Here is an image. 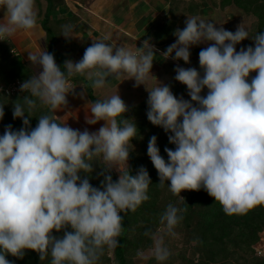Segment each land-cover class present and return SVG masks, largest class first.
Returning a JSON list of instances; mask_svg holds the SVG:
<instances>
[{
    "label": "clouds",
    "instance_id": "obj_1",
    "mask_svg": "<svg viewBox=\"0 0 264 264\" xmlns=\"http://www.w3.org/2000/svg\"><path fill=\"white\" fill-rule=\"evenodd\" d=\"M0 9V41L37 27L35 0H0ZM62 35L72 37V26H62ZM173 35L176 41L161 55L165 60L190 63L192 46L211 43L199 51L203 75L195 67L174 69L175 80L186 86L190 100L177 98L160 82L145 87L148 121L171 133L168 140L175 145L174 150L164 149L166 161L157 137L148 142L147 155L159 185L170 182L174 195L203 188L228 215L264 205V32L250 37L240 26L233 33L188 16L185 27ZM246 39L255 46L237 51L236 45ZM155 56L150 40L135 51L93 41L81 60H66L63 68L47 50L28 52V60L40 70L20 85L27 95L13 103V118L21 119L23 126L14 130L7 125L0 135V264H13L9 255L23 259L25 250L38 253L41 261L50 256V264H98L106 249L111 253L119 246L121 213L134 212L147 201L151 184L145 167L135 175L122 167L128 164L131 141L138 133L134 119L125 116L128 105L119 94L89 102L86 123L104 121L97 131L73 129L53 113L67 107V96L74 91L72 77L85 76L94 89L122 74L136 86L145 85ZM205 88L207 94L201 95ZM38 107H46L48 114L39 116L33 128L30 118ZM4 115L0 105V120ZM100 160L106 167L98 173L103 176L100 187H94L89 177L94 161ZM113 169L119 173L116 181L110 174ZM183 212L186 209L167 206L160 216L165 234L175 235ZM54 232L63 234L57 237ZM144 234L154 241V258L166 261L171 253L163 236L150 230ZM137 256L143 258L144 253Z\"/></svg>",
    "mask_w": 264,
    "mask_h": 264
},
{
    "label": "trees",
    "instance_id": "obj_2",
    "mask_svg": "<svg viewBox=\"0 0 264 264\" xmlns=\"http://www.w3.org/2000/svg\"><path fill=\"white\" fill-rule=\"evenodd\" d=\"M48 1L47 16L43 21V27L47 32L46 48L49 53L54 54L58 65L63 68L64 60L57 54L55 48L60 40V34L55 30L51 20L50 12L54 5V0ZM173 1V0H172ZM171 1V7L167 15V21L157 26L152 32L155 41L172 42L175 39L174 31L178 29V19H174L176 9L182 2ZM209 2L211 7L204 6L203 3ZM174 5V6H173ZM235 6L240 9L242 15L254 16L257 19L256 34L264 32V0H202L201 2L190 1L185 9L188 14L200 15L211 11V8L219 7L226 9ZM61 23V22H59ZM255 34V35H256ZM35 75L32 67L24 60L20 53H16L15 45L9 39L0 41V83L9 85L10 83L20 80L25 81L29 77ZM71 80L77 82L82 81L84 87L89 93L91 101L99 100L95 97L94 91L90 83L82 77H72ZM27 93H17L14 95L0 94V105H4V118L0 120V135L3 134L7 125H12L14 130H19L23 124L22 120L13 118V103ZM129 111L125 114L126 118L134 119L138 133L131 141L134 145L142 144V151L146 153L141 156L135 150H130L129 160L130 166L125 171L135 175L141 166L148 171L151 184L147 190L149 199L139 205L133 212L131 210L121 213L123 216V231L119 239V246L114 250L113 260L117 264H134L133 256L142 249L150 247L152 243L151 236H146V231H155L164 226L160 224V216L166 210L169 204L179 208L186 209L182 213V227L180 229H189L195 234L196 241V258L183 257L185 264H232L235 261L242 260V264H264V257H258L256 251L261 244L264 234V205H258L248 210L244 214L228 215L223 211V207L219 202H215L214 198L209 196L203 190L199 191L185 190L180 195H174L166 182L163 187L159 185V176L157 170L153 166L149 156L147 155V146L150 138L155 135L157 137V147L161 156L167 161V153L164 149H175V145L169 143L168 136L163 128L160 130L154 128L148 119L141 117L144 111L148 110L146 104L137 107H128ZM42 114H48L46 107H38L32 113L30 118L31 127H35L38 123L37 118ZM134 118H131V115ZM53 115H55L53 113ZM56 116V115H55ZM59 123L64 124L60 118L56 116ZM94 171L89 177L90 183L94 187H100L103 176L98 175L102 171L101 168L106 165L100 161H94ZM114 181L118 179L114 171L110 173ZM179 229V230H180ZM71 230V229H68ZM57 237L62 236L63 232L53 233ZM7 259L13 261V264H50L51 257L41 261L38 253L32 250H25L23 259H18L11 255ZM115 262V261H114ZM98 264H111V257L108 250H105Z\"/></svg>",
    "mask_w": 264,
    "mask_h": 264
},
{
    "label": "crops",
    "instance_id": "obj_3",
    "mask_svg": "<svg viewBox=\"0 0 264 264\" xmlns=\"http://www.w3.org/2000/svg\"><path fill=\"white\" fill-rule=\"evenodd\" d=\"M172 0H54L52 10H49L50 20L55 30L60 34V40L55 48L57 54L64 60H72L78 62L82 59L85 49L92 44L93 41L103 40L115 46L125 45L129 49L135 51L136 47H142L144 40H150L155 46L156 55L151 69V74L145 82L144 86L156 87L159 82L164 85L169 84L171 76L174 74V68L184 67L182 60L176 61L171 58L164 59L162 53L168 46L176 41V37L172 42L155 41L153 31L157 26L167 21L168 5ZM153 6V7H151ZM47 0H35V8L37 11V27L32 30H19L12 37L8 38L15 45L16 53L23 55L24 60L30 64L36 74L40 69L39 65H33L28 60V52L46 51L47 32L43 27V21L46 18L48 10ZM4 18V10L0 9V20ZM61 22V23H59ZM183 19L179 20L177 27L183 29ZM72 26V37L65 38L62 35V26ZM106 38V39H105ZM194 50V46L190 50ZM192 50V52H193ZM200 50V49H199ZM196 54V60L199 61V54ZM174 55V53H173ZM58 64L59 62L56 61ZM171 64L172 69H166ZM59 66V65H58ZM169 76V77H168ZM75 77L85 76L76 75ZM89 82V81H88ZM121 82V83H120ZM73 93L68 94L67 107L58 109L54 114L60 116L63 123H67L70 127V118H84L82 112L76 110L74 99L79 93L77 85H83V82L70 81ZM91 85V82H89ZM108 85L123 90L128 86H132V92L136 93V84L134 80L127 74H122L118 79L115 76L108 77L103 93L109 92ZM141 86V85H140ZM92 87V86H91ZM112 88V90H117ZM93 91L94 88L92 87ZM131 88H129L130 90ZM99 99V98H98ZM100 100V99H99ZM78 109V108H77ZM84 124V120L81 121ZM79 126L76 123V127ZM75 127V128H76ZM90 131H97L95 125H86ZM79 128H81L79 126Z\"/></svg>",
    "mask_w": 264,
    "mask_h": 264
},
{
    "label": "rangeland",
    "instance_id": "obj_4",
    "mask_svg": "<svg viewBox=\"0 0 264 264\" xmlns=\"http://www.w3.org/2000/svg\"><path fill=\"white\" fill-rule=\"evenodd\" d=\"M177 1V0H173L172 2ZM180 2H182L180 4V6L176 9V13L173 17L174 19H178L181 20L183 19L184 22L183 23V28L185 27V21L187 19L188 16H197L201 19H204L206 21H210L212 23L215 24V26L217 28L219 27H223L228 31H232L233 33L238 29V27H242L244 29H246L249 32V36L252 37L256 34V26H257V19L254 16H246V15H242V12L240 11L239 8L235 7V6H231L228 7L226 9H221L219 7H215V8H211V11L200 14V15H193V14H188L189 12H185V9L188 5V3L190 1H195V2H201L202 0H178ZM204 6H208L209 8L211 7V5L209 4V2H205L203 3ZM174 6V5H173ZM153 7V6H151ZM171 7V4L168 5V13H169V9ZM168 15V14H167ZM211 42H204L201 43L199 45H195V51L190 50L191 52V56H190V63H184V67L185 68H189V67H195L198 71L201 72V75H203V71L200 69L199 66V61L196 60V54L194 52H196L197 54H199V51L202 48H206L208 46V44ZM248 46H255L254 45V41L251 39H246L244 41H242L240 44L236 45L237 51L240 50L241 47L247 48ZM200 49V50H199ZM195 56V57H194ZM176 68V67H175ZM174 68V69H175ZM167 71L172 69V65L168 64L166 67ZM169 76H171V79L169 80V84L168 86H170L173 94L177 97H183L185 100H190V97L188 96V90L186 88L185 85L181 84L180 82L175 80V75L176 73L174 72V74L172 75L171 73H168ZM256 75L255 72L250 73V76L248 78L249 82L251 81V78H253ZM168 76V77H169ZM84 78V77H83ZM89 81V80H88ZM91 82V81H89ZM121 83V82H120ZM109 87V92L103 93L102 89H94L96 92H94L95 97L99 98L100 100H104L109 98L112 95L115 94H119L121 96V98L125 101V103L128 105V107H137L140 106L142 104H146L147 105V99H148V91L146 90V88L151 89L154 88V86L149 87V86H144V85H139L136 86V93H133L132 90V86H128L127 88H123L120 89L118 85H116L115 87L113 85H108ZM146 87V88H145ZM79 93L76 94V98L74 99V106L76 107V110H78L79 112H82L83 115H87V116H91L90 113V105L88 104L89 102H92L90 97H89V93L87 91V89L83 86V85H77ZM112 88H117V90H112ZM129 88H131L129 90ZM84 89L86 90V92H84V97L81 98L80 93L84 91ZM207 89L205 88L201 95H206L207 94ZM148 107V105H147ZM78 108V109H77ZM148 110L144 111V113H142L141 117L144 119H147V113ZM85 115V117H86ZM57 117H60L59 115ZM84 118H77L79 119L78 122H76V117L75 118H70V125H72L71 127L73 129H79L81 131H83L84 129H88L90 131V129L88 127H86V125H89L86 123V120ZM131 118H134V115H131ZM84 120V124L81 123V121ZM76 123L79 124V126L81 128H79V126L76 127ZM104 124V121H100L97 124H95L96 129L98 130L102 125ZM76 127V128H75ZM154 128H157V130H160L159 132H161L162 129H159V126H154ZM132 143V142H131ZM133 148L131 150H135L138 154H140L141 156H145L146 153L144 151H142V144L141 143H137V144H133ZM101 162H103L101 160ZM130 166V160H128V164L125 163L124 165H122L123 169H127ZM112 171H114L117 176L119 177V173L113 169ZM182 227V224L179 223L175 228H174V232L175 235H167L165 234L162 229L164 228V226H160L154 234L156 235H160L163 236V241H164V246H166L169 250H170V257L164 261V262H159L157 261L154 256L151 254V250L153 249L154 246V241L152 239V243L150 245V247L148 248H142L139 252H143L144 253V257H138L137 254L136 256L134 255L132 258V262L134 264H185V261L183 259V257L187 258H196L197 257V251H196V241L194 240V236L195 234L193 233V231L189 230V229H180ZM180 229V230H179ZM263 239L261 244L258 246V251H256V255L258 257H264V234H263ZM109 253V252H108ZM109 256L114 258V250L109 253ZM114 264H117L116 260ZM232 264H242V260L239 261H235Z\"/></svg>",
    "mask_w": 264,
    "mask_h": 264
},
{
    "label": "built area",
    "instance_id": "obj_5",
    "mask_svg": "<svg viewBox=\"0 0 264 264\" xmlns=\"http://www.w3.org/2000/svg\"><path fill=\"white\" fill-rule=\"evenodd\" d=\"M24 81L16 80L9 85H4L0 83V94H6V95H14L20 92V85ZM111 264H114L113 258L111 257Z\"/></svg>",
    "mask_w": 264,
    "mask_h": 264
}]
</instances>
